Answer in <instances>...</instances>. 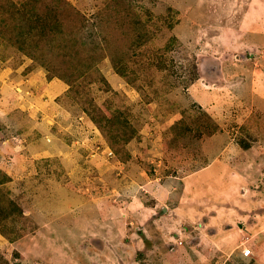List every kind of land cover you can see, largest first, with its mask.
Here are the masks:
<instances>
[{"label":"rangeland","instance_id":"374dc122","mask_svg":"<svg viewBox=\"0 0 264 264\" xmlns=\"http://www.w3.org/2000/svg\"><path fill=\"white\" fill-rule=\"evenodd\" d=\"M251 225L264 0H0V264H264Z\"/></svg>","mask_w":264,"mask_h":264},{"label":"crops","instance_id":"0c3cea01","mask_svg":"<svg viewBox=\"0 0 264 264\" xmlns=\"http://www.w3.org/2000/svg\"><path fill=\"white\" fill-rule=\"evenodd\" d=\"M63 87H64V85L62 84V83H55V84H53V89H56V90H60L61 91V89H63ZM205 170V171H204ZM200 171H204V174H206V173H208V168H206V169H201ZM189 179V178H188ZM187 179V180H188ZM186 188H188L189 189V187H188V185L186 186ZM181 201V203L183 204V205H185L184 204V202H185V199H183V200H180ZM260 217H261V215H259ZM252 226V229H254V231H260V230H262L264 227H260V226H257V225H251ZM264 230V229H263Z\"/></svg>","mask_w":264,"mask_h":264},{"label":"built area","instance_id":"2783aa9c","mask_svg":"<svg viewBox=\"0 0 264 264\" xmlns=\"http://www.w3.org/2000/svg\"><path fill=\"white\" fill-rule=\"evenodd\" d=\"M242 254L245 257H251L250 255H253L254 251L252 250V248L250 246H247V247L243 248Z\"/></svg>","mask_w":264,"mask_h":264},{"label":"clouds","instance_id":"9594fccd","mask_svg":"<svg viewBox=\"0 0 264 264\" xmlns=\"http://www.w3.org/2000/svg\"><path fill=\"white\" fill-rule=\"evenodd\" d=\"M245 247H247V246H245ZM243 250V249H242ZM241 255L243 256V254H242V251H241ZM245 257V256H244ZM246 258H249V257H246Z\"/></svg>","mask_w":264,"mask_h":264}]
</instances>
